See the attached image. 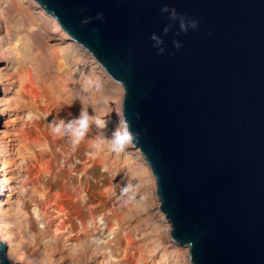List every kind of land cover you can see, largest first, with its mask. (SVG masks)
<instances>
[{
    "label": "water",
    "instance_id": "obj_1",
    "mask_svg": "<svg viewBox=\"0 0 264 264\" xmlns=\"http://www.w3.org/2000/svg\"><path fill=\"white\" fill-rule=\"evenodd\" d=\"M35 2L123 86L133 145L192 264H264V0ZM166 4L199 28L178 36ZM169 23L158 54L150 36ZM0 264H22L1 239Z\"/></svg>",
    "mask_w": 264,
    "mask_h": 264
},
{
    "label": "rangeland",
    "instance_id": "obj_2",
    "mask_svg": "<svg viewBox=\"0 0 264 264\" xmlns=\"http://www.w3.org/2000/svg\"><path fill=\"white\" fill-rule=\"evenodd\" d=\"M47 17L33 0H0V98L8 107L6 114L0 116L3 154L0 172L6 180V194L1 196V201L6 203L3 209L0 207V239H12L8 250L11 261L22 264H191L187 254L173 251L184 247L169 240L167 229L169 226L171 231V224L162 217L164 214H159L160 201L158 205L154 200L153 173L135 148L129 146L123 153L116 154L108 150L107 141L97 148L98 132L93 128L84 142L73 149L68 137L54 133L51 122H46L42 129L48 132L46 143L52 154L49 164L54 191L69 201L77 192L81 181L79 172L85 167H88L93 190L99 191V185L111 189L105 202L111 214L104 231L96 221L90 225L85 219L82 224L85 212L80 209L73 217L65 216L66 225L73 232L62 235L63 238L55 235L57 220L58 223L62 220L57 215L58 208L52 205L50 208L28 188L34 172L27 162L22 141L29 109L17 93V85H12L19 63L27 62L34 70L35 88L51 101L50 118L60 115L65 120L72 119L84 105L90 114L94 109L105 121V136H109L116 125L114 111L119 107L124 89L118 82L105 80L101 72L82 70L78 61L87 56L77 50L67 34L49 27ZM84 86H88L87 92ZM128 185L131 191L125 193L123 189ZM30 203L56 213L48 217L47 227L35 226L27 208ZM99 210L95 208L97 214ZM89 218L93 220L92 216ZM148 220L157 222L158 226H147ZM115 224L120 227L119 235L126 236L129 245L124 246L118 240L114 244L107 234V242L100 239L105 232L109 234ZM122 250L127 257H120Z\"/></svg>",
    "mask_w": 264,
    "mask_h": 264
},
{
    "label": "bare ground",
    "instance_id": "obj_3",
    "mask_svg": "<svg viewBox=\"0 0 264 264\" xmlns=\"http://www.w3.org/2000/svg\"><path fill=\"white\" fill-rule=\"evenodd\" d=\"M33 1L35 2V0ZM35 3L38 5L37 2ZM38 7L40 6L38 5ZM41 10L43 11L42 8ZM43 13L46 14L44 11ZM47 16L48 17L46 19H47L49 27L59 28L61 33H63L64 35L66 34L68 35L66 30H64L63 27H61V25L55 18H53L50 15H47ZM74 41L72 42V44L76 46L77 50L82 51V53H84L83 55L87 56L86 59L84 58V60L80 59L78 61L80 64V68L82 70H85L86 72L87 71L90 72L93 70L96 72H101V74L104 75L105 80L111 81L113 83L117 82L116 80L114 81V79L105 70L103 65L99 62V60L95 58V56L91 52H89L88 50L86 51V49L83 48L84 46L82 47L81 44H79L77 41L75 42ZM35 77L36 76H34V70L31 68L29 63L21 61L19 63V69L17 72V76L14 78L12 82L13 87H15L14 86L15 84L17 85L18 87L17 93H19L21 98L25 100V103L29 109V111L27 112V115L25 116L26 117V120L24 122L25 137L22 141V146H23V149L25 150L27 162L32 167L31 171L34 172V173H31L33 176L31 179V184L28 186V188L32 193L38 195L45 202V204H48L50 208L52 206H56V208H58L57 215L59 214L60 215L59 218L62 220L59 223L57 220V225L55 226V229H54L56 236H62V235H66V233L70 234L73 232V230L69 228L68 225H66V221H67L66 218L73 217L76 211H79L80 209L85 212V218L83 220L81 219L82 224L85 219H87L86 221L90 225L94 224V222L96 221L102 227L104 231L106 219L107 217H110V214H111L108 208L105 206V202L108 197L107 194L109 193L111 189H103V186L99 185V191L93 190L90 186V177L88 174V167H85L80 170L79 172L80 177H81L80 185L77 189V192L74 193L73 197L69 201H66L65 199H63L61 194L54 191L52 171H51V166H50L51 164L50 161L52 160V154L46 143V140L48 138V132L42 129V124L46 122H51L54 119H58V118L63 119V117H61L60 115H57L56 117H54V119L50 118V114L52 113L51 101L49 97L42 94V92L39 89L35 88L34 86V84H36ZM122 101H123V97L119 102V107H117L120 110H122ZM6 105H7L6 102H4L3 99L0 98V108L2 109L0 116H3L4 114H6V111L8 110V107ZM84 140L82 142H84ZM45 144L47 145L46 149L44 148ZM130 147L135 148L139 156H141V159L143 160L144 165L147 168L151 169L148 163L146 162L145 158L143 157L141 149L138 146H135L133 144H131ZM2 156L3 154L0 149V163L2 161ZM67 160L68 162L71 161V159H67ZM0 171H1V167H0ZM3 176L4 175L1 174V184H0L1 196H5L6 194L5 193V188H6L5 181L6 180ZM153 180H154L153 184H155V180H156L155 177ZM154 188L156 190V184ZM153 197H154V200L158 201V205H159V199L157 197V194H156V197L155 196ZM5 203H6L5 200H2L0 202V207L2 209ZM96 207L100 208L98 214L95 211ZM27 208L30 211V214L32 216L31 219L34 222L36 227L41 224L44 225L43 227H47L46 222L48 220V217L56 215V213L53 210L43 209L40 206L35 205L33 203L28 204ZM159 212L161 216L162 214H164L161 210ZM91 216L93 220L89 218ZM162 217H165V214ZM146 224L147 226H153V227L158 226L157 222L153 220H148ZM120 231L121 230L118 224L117 225L115 224L114 227L111 229V232L109 234L105 232L103 234V236L104 235L105 236L101 237L100 239H102V241L105 243L107 242L105 238L109 236V238H111L114 244H116L118 240L124 246L129 245L128 240H126L127 239L126 236L119 235ZM167 233H168L167 235L169 237V240L173 241L170 236L169 226L167 229ZM4 241L6 242L8 250H9V247L12 245V242H13L12 239L4 238ZM173 251L175 252L181 251V253L184 252V254H187V258L189 259V249L188 248H185V247L184 248H174ZM127 256L128 254H125V251L121 252L120 254L121 258L127 257Z\"/></svg>",
    "mask_w": 264,
    "mask_h": 264
},
{
    "label": "clouds",
    "instance_id": "obj_4",
    "mask_svg": "<svg viewBox=\"0 0 264 264\" xmlns=\"http://www.w3.org/2000/svg\"><path fill=\"white\" fill-rule=\"evenodd\" d=\"M87 8H81L80 12L85 13L87 12ZM162 13L168 14V19L171 21H178L179 23V31L177 32V35L179 36L180 32L187 33L189 29H198L199 28V21L194 18H190L185 13H180L177 11L176 8L172 7L170 8L167 4L161 9ZM105 20V16L103 12H97L95 16L87 15L82 16V19L80 20L81 25H89L93 21H101L103 22ZM173 24L169 23L163 28V34L160 35L156 32H153L150 36V39L153 41V47L158 50V54H163L166 51L165 47V40L164 36H166L169 31L172 29ZM174 47L176 49H179L182 46V42L180 40H175ZM174 54V53H172ZM85 92H87L88 86H84L83 89ZM83 105V104H82ZM116 115V125L111 130V133L109 136H105L103 134V130L107 127V124L98 113L95 112L93 109L92 114L89 113L88 108L84 107V105L81 107L79 115L73 117L72 119H54L51 121L50 127L51 130L64 137H68V139L71 142L72 148L75 149L79 146V144L85 139V137L90 133V131L95 128L98 132L97 135V143L95 147L101 148L102 145H104L105 141H107V148L109 151L120 154L123 153L131 144L138 141L140 133L136 132L132 128V122L127 118L126 111L116 109L115 111ZM136 118L139 120L140 114L136 113ZM44 148H47V145H44ZM123 191L125 193H128L131 191V185L126 186ZM191 243V242H190Z\"/></svg>",
    "mask_w": 264,
    "mask_h": 264
}]
</instances>
